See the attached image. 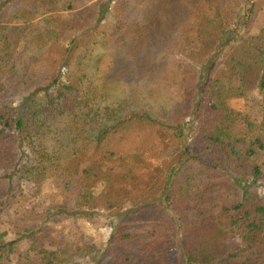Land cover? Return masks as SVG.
I'll list each match as a JSON object with an SVG mask.
<instances>
[{"label":"trees","instance_id":"trees-1","mask_svg":"<svg viewBox=\"0 0 264 264\" xmlns=\"http://www.w3.org/2000/svg\"><path fill=\"white\" fill-rule=\"evenodd\" d=\"M94 1L0 0V264H244L264 219V0H188L179 31ZM150 43L172 64L145 88ZM106 46L125 57L98 86ZM68 218L107 238L63 241Z\"/></svg>","mask_w":264,"mask_h":264},{"label":"rangeland","instance_id":"rangeland-1","mask_svg":"<svg viewBox=\"0 0 264 264\" xmlns=\"http://www.w3.org/2000/svg\"><path fill=\"white\" fill-rule=\"evenodd\" d=\"M74 8L81 10L89 5V0H72ZM95 0L94 2H96ZM116 0H102V9H111ZM126 4V8L135 16V18L141 23H153L154 17H158L162 23L163 27L171 26V22L166 19L165 11L176 13L173 21L176 23V31L183 29L187 23H189L188 15L186 14V7L190 4L188 0H119ZM145 21V22H144ZM148 34V32H147ZM151 39H156V36H162L163 33L158 30L156 35V29L152 28L150 30ZM173 39H166L164 41V46L172 43ZM125 49H120L115 51L113 47H104L93 57L95 58L91 63H89V73L95 77L96 85H102V80L105 78V74L108 70V64L113 60L118 59V56L124 58ZM140 54V53H139ZM127 56V55H126ZM138 56V60L134 63V73L132 79H134L142 87L149 88L150 86H155L156 80L162 70L165 67H170L172 62L171 58L164 51L160 49H155L152 47L151 43L147 50H143ZM222 59L226 67H230L233 64V58L229 50H223L221 53L217 54L216 59ZM109 73V72H107ZM127 78V77H124ZM251 117L255 121L261 120V105L258 101H251L248 105ZM262 195L264 197V182L261 184ZM256 231L264 230V219L258 222ZM255 232L253 240L249 241L246 245L247 259L244 264H257L264 262V252L263 250L256 248L254 244L255 240L260 236L259 233ZM60 238L65 242H72L77 237H82L84 241L90 244L98 241H104L107 238V228L103 226L102 221L95 220L75 222L70 218L63 220L60 223L58 230Z\"/></svg>","mask_w":264,"mask_h":264}]
</instances>
